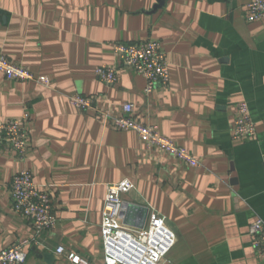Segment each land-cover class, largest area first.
<instances>
[{
    "label": "crops",
    "instance_id": "0c3cea01",
    "mask_svg": "<svg viewBox=\"0 0 264 264\" xmlns=\"http://www.w3.org/2000/svg\"><path fill=\"white\" fill-rule=\"evenodd\" d=\"M250 1L164 0L155 9L157 0H0V53L35 75L0 73V123L29 115L25 154L0 145V250L34 237L11 191L27 169L58 219L28 246V264H73L59 246L106 264L107 187L126 179L134 187L122 195L125 223L142 227L155 211L177 236L164 264H264L249 233L264 220V23L247 21ZM146 40L160 42L171 75L150 93L114 52L116 43ZM103 64L117 67L115 84L97 76ZM73 94L91 97L94 107H75ZM243 101L256 132L235 140ZM126 103L136 121L185 147L199 166L117 129L113 118Z\"/></svg>",
    "mask_w": 264,
    "mask_h": 264
},
{
    "label": "built area",
    "instance_id": "2783aa9c",
    "mask_svg": "<svg viewBox=\"0 0 264 264\" xmlns=\"http://www.w3.org/2000/svg\"><path fill=\"white\" fill-rule=\"evenodd\" d=\"M245 8L247 21L264 23V0H251ZM114 52L123 66L130 67L145 77L148 93L158 86L169 84L171 75L167 53L159 41L116 43ZM0 73L10 80L35 79V75L27 67L11 61L3 53H0ZM96 74L100 80L110 85L118 80L116 66L100 65L96 68ZM69 100L72 105L82 110L94 107V100L81 94L70 95ZM133 110L132 103L123 106L124 115L113 118L117 129L134 130L149 148L162 149L188 166H199L198 160L185 147L162 135L156 127L136 121L131 116ZM28 119L29 115L25 114L22 121L0 123V145L8 144L20 157L25 154L28 146L26 129ZM255 132L256 123L252 119L249 105L245 101L240 102L236 109L232 137L235 140H245L252 137ZM133 187V183L127 179L107 187L101 222L105 263L164 264L168 253L176 244L177 236L166 225L164 218L155 211L150 213L148 223L142 227L125 223L122 217L124 211L122 195L131 191ZM11 191L13 209L31 220L34 237L0 250V264H28V246L39 243L41 233L55 227L58 219L53 211L50 194L40 188L29 170H21L14 176ZM249 233L253 237L254 248L260 256H264V220L255 219L250 224ZM56 252L64 255L73 264H87L80 255L66 251L63 246L57 247Z\"/></svg>",
    "mask_w": 264,
    "mask_h": 264
},
{
    "label": "water",
    "instance_id": "95a60500",
    "mask_svg": "<svg viewBox=\"0 0 264 264\" xmlns=\"http://www.w3.org/2000/svg\"><path fill=\"white\" fill-rule=\"evenodd\" d=\"M157 1L158 3L155 5V9L162 7V5L164 4V0H157ZM45 256H46V259L50 258L49 254H46Z\"/></svg>",
    "mask_w": 264,
    "mask_h": 264
}]
</instances>
